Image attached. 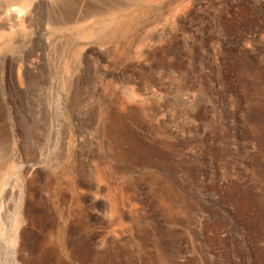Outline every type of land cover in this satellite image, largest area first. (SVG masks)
Listing matches in <instances>:
<instances>
[{
	"label": "rangeland",
	"instance_id": "rangeland-1",
	"mask_svg": "<svg viewBox=\"0 0 264 264\" xmlns=\"http://www.w3.org/2000/svg\"><path fill=\"white\" fill-rule=\"evenodd\" d=\"M0 264H264V0H0Z\"/></svg>",
	"mask_w": 264,
	"mask_h": 264
},
{
	"label": "bare ground",
	"instance_id": "bare-ground-1",
	"mask_svg": "<svg viewBox=\"0 0 264 264\" xmlns=\"http://www.w3.org/2000/svg\"><path fill=\"white\" fill-rule=\"evenodd\" d=\"M31 14V13H30ZM19 14H17V16H18ZM81 17V16H80ZM67 19V18H66ZM22 20H24V19H22ZM90 33H93V31H91ZM81 36V35H80ZM83 36V35H82ZM77 60V59H76ZM78 61V60H77ZM74 78H75V76H74ZM76 86V85H75ZM73 88V87H72ZM73 90H75L74 88H73ZM70 93H72V92H70ZM77 95V94H76ZM73 100V99H72ZM69 105V104H68ZM71 105V104H70ZM75 105V104H74ZM75 108V107H74Z\"/></svg>",
	"mask_w": 264,
	"mask_h": 264
}]
</instances>
